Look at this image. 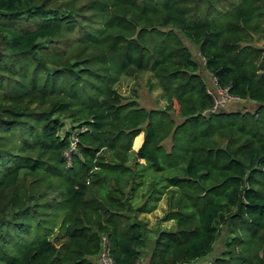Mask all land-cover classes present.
<instances>
[{
	"label": "trees",
	"instance_id": "16d2710c",
	"mask_svg": "<svg viewBox=\"0 0 264 264\" xmlns=\"http://www.w3.org/2000/svg\"><path fill=\"white\" fill-rule=\"evenodd\" d=\"M184 40L247 105L213 107ZM103 238L113 264H264V0H0V264Z\"/></svg>",
	"mask_w": 264,
	"mask_h": 264
},
{
	"label": "rangeland",
	"instance_id": "374dc122",
	"mask_svg": "<svg viewBox=\"0 0 264 264\" xmlns=\"http://www.w3.org/2000/svg\"><path fill=\"white\" fill-rule=\"evenodd\" d=\"M184 43L190 49L194 58L199 62L200 72L203 75L208 88L213 89L214 88V84H213L214 79L204 69L203 60L199 57L198 52H197V48L195 46H193L187 40H184ZM122 85H123L122 90L126 91L129 84L127 82H123ZM138 95H139L140 105L144 106L147 109L160 107V106H163V104H164V100H162L159 97V89L154 88L153 90H150L148 88V86L144 84V80H141L139 82ZM244 102L245 101H243V100L230 98L227 100L225 99L224 105H225V107H230V108H241L242 106H245L248 104V103H244ZM175 107L177 108V105H175ZM175 120L179 121V119L177 117H175ZM142 134L143 133H140L135 137L133 144H132L133 149H137L139 147L141 140H142L141 139ZM168 144H169V139L165 141V145L167 146ZM161 206L163 207L164 204L161 203L160 207H158L153 213L147 215V218L149 219V222L151 224H153L157 220L158 217L162 216L163 212H162ZM220 249H221V242L218 241L215 251H213L209 256L203 258L201 260V263L208 264Z\"/></svg>",
	"mask_w": 264,
	"mask_h": 264
},
{
	"label": "built area",
	"instance_id": "2783aa9c",
	"mask_svg": "<svg viewBox=\"0 0 264 264\" xmlns=\"http://www.w3.org/2000/svg\"><path fill=\"white\" fill-rule=\"evenodd\" d=\"M214 84V88L210 89L208 88V93H210L213 96V107L217 108V107H225V99H238L235 98L231 95H229L225 89H220L219 87H217L215 81H213ZM75 145V138L73 139V141L71 142V147L74 148ZM107 246V241L105 238H103V247L102 250L99 254L98 257V264H113L112 259L110 258L109 254H108V248Z\"/></svg>",
	"mask_w": 264,
	"mask_h": 264
},
{
	"label": "crops",
	"instance_id": "0c3cea01",
	"mask_svg": "<svg viewBox=\"0 0 264 264\" xmlns=\"http://www.w3.org/2000/svg\"><path fill=\"white\" fill-rule=\"evenodd\" d=\"M143 135V134H142ZM142 139V138H141ZM142 141V140H141Z\"/></svg>",
	"mask_w": 264,
	"mask_h": 264
}]
</instances>
